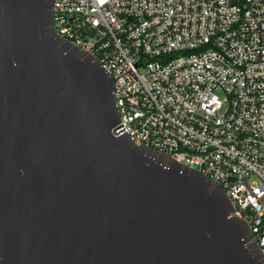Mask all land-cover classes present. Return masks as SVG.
Returning a JSON list of instances; mask_svg holds the SVG:
<instances>
[{
    "label": "water",
    "instance_id": "95a60500",
    "mask_svg": "<svg viewBox=\"0 0 264 264\" xmlns=\"http://www.w3.org/2000/svg\"><path fill=\"white\" fill-rule=\"evenodd\" d=\"M54 0H0V264H264L226 193L136 147Z\"/></svg>",
    "mask_w": 264,
    "mask_h": 264
},
{
    "label": "built area",
    "instance_id": "2783aa9c",
    "mask_svg": "<svg viewBox=\"0 0 264 264\" xmlns=\"http://www.w3.org/2000/svg\"><path fill=\"white\" fill-rule=\"evenodd\" d=\"M53 28L115 80L132 143L222 188L264 258V0H54Z\"/></svg>",
    "mask_w": 264,
    "mask_h": 264
}]
</instances>
